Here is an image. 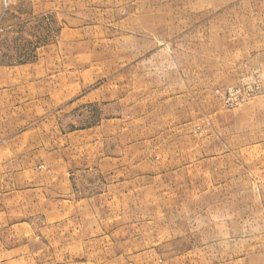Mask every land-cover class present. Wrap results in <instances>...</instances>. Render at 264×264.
<instances>
[{
	"label": "rangeland",
	"instance_id": "obj_1",
	"mask_svg": "<svg viewBox=\"0 0 264 264\" xmlns=\"http://www.w3.org/2000/svg\"><path fill=\"white\" fill-rule=\"evenodd\" d=\"M0 70V264H264V0H0Z\"/></svg>",
	"mask_w": 264,
	"mask_h": 264
},
{
	"label": "crops",
	"instance_id": "obj_2",
	"mask_svg": "<svg viewBox=\"0 0 264 264\" xmlns=\"http://www.w3.org/2000/svg\"><path fill=\"white\" fill-rule=\"evenodd\" d=\"M3 74H5V73L2 70H0V76H2Z\"/></svg>",
	"mask_w": 264,
	"mask_h": 264
}]
</instances>
